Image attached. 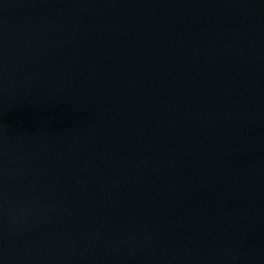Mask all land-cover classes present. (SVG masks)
I'll list each match as a JSON object with an SVG mask.
<instances>
[{
	"label": "water",
	"instance_id": "water-1",
	"mask_svg": "<svg viewBox=\"0 0 264 264\" xmlns=\"http://www.w3.org/2000/svg\"><path fill=\"white\" fill-rule=\"evenodd\" d=\"M0 264H264V0H0Z\"/></svg>",
	"mask_w": 264,
	"mask_h": 264
}]
</instances>
